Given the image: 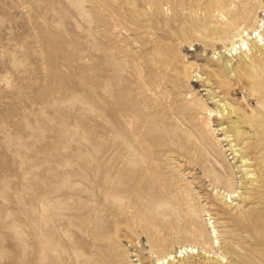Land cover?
I'll use <instances>...</instances> for the list:
<instances>
[{
	"label": "rangeland",
	"instance_id": "374dc122",
	"mask_svg": "<svg viewBox=\"0 0 264 264\" xmlns=\"http://www.w3.org/2000/svg\"><path fill=\"white\" fill-rule=\"evenodd\" d=\"M215 1L0 0V264L264 263V0Z\"/></svg>",
	"mask_w": 264,
	"mask_h": 264
},
{
	"label": "bare ground",
	"instance_id": "6f19581e",
	"mask_svg": "<svg viewBox=\"0 0 264 264\" xmlns=\"http://www.w3.org/2000/svg\"><path fill=\"white\" fill-rule=\"evenodd\" d=\"M219 2H224V0H216L215 1V7L218 8V12L221 13L222 15V11L224 10V6L220 5ZM244 32L243 31H238L237 34L235 36L232 37V39L230 40L229 44H230V47L232 50H237V49H241V47L243 46V44L247 45V43H245V40H243L244 37H242V34ZM247 36V34H246ZM258 38L259 40H262V37L258 34ZM239 42V43H238ZM238 44V45H237ZM230 52V51H229ZM232 56V55H231ZM229 66H233L232 63H229ZM261 67V66H260ZM237 81H240V79H238ZM243 82V81H241ZM249 85H254V88L255 90H251V92L253 94H256V93H259V99H260V105L263 107L264 109V75L262 74V72L260 71L259 69V66L257 65H254L253 68L251 67L250 69V74H249ZM226 112V111H223V113ZM214 112L213 111H210V114L212 115ZM218 113H220L221 117H224L222 115V112L219 111ZM209 122H207L208 124ZM255 123V122H254ZM258 127V131L259 133L263 134L264 135V119L263 120H258L257 123H255ZM228 144L230 145V149H231V153H233V158H236L237 162L236 163H239L240 166L238 168H236L238 170V172H241V169L242 168H251L252 167V164H248L244 159H242L243 157L246 158V156L250 155V153H242L241 150L238 151V149H234L233 150V146L231 145V142H229L228 140ZM240 153V154H238ZM242 157V158H241ZM264 158H262V162L264 161L263 160ZM255 161H257V159L255 158ZM218 165V164H217ZM225 171V170H224ZM246 176L248 177H252V173H248L246 174ZM245 177V176H244ZM250 181H254V179H250ZM227 182L229 184H231V180L228 179ZM243 184H245V179L241 177V186H243ZM244 187V186H243ZM239 196V195H238ZM231 198V197H230ZM254 221V220H253ZM263 221V220H261ZM212 224V223H211ZM260 221L259 220H255L254 223L252 224V229L254 231V233L256 234L257 237L261 238L262 240L264 239V233L261 232V229H260ZM255 236V235H254ZM191 252L192 253V249L188 251V248H180L179 251H177L175 253V257L169 255L168 257H166L165 259H158L157 260V264H168L169 261H173L175 258L177 257H183L181 256L182 254L186 255L187 253ZM179 253V255H178ZM178 255V256H177ZM177 256V257H176ZM257 259V258H256ZM255 260V259H253ZM255 262V261H254ZM254 264H264L262 261H260L259 259L254 263Z\"/></svg>",
	"mask_w": 264,
	"mask_h": 264
}]
</instances>
